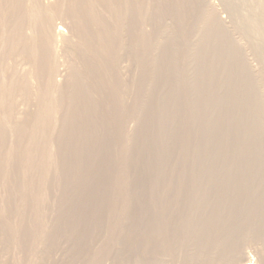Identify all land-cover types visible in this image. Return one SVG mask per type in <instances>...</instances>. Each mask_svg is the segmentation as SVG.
I'll list each match as a JSON object with an SVG mask.
<instances>
[{
	"label": "rangeland",
	"instance_id": "rangeland-1",
	"mask_svg": "<svg viewBox=\"0 0 264 264\" xmlns=\"http://www.w3.org/2000/svg\"><path fill=\"white\" fill-rule=\"evenodd\" d=\"M0 1L2 4H4V2H2L3 0H0ZM8 1L9 0H6V2H8ZM78 1L79 0H76V1L75 0H70V1L69 0H63L64 5L62 4L61 7L63 6L62 8L65 12L60 7L61 8L60 14L56 15L54 18L55 24H57L58 26H62V28L66 31V29L68 30V28L65 29L66 26L64 24H66V22H65L66 20L64 21V19H67L70 15H73L72 12L76 11V13L74 12V15H76V14L78 16L80 15V19L81 18L82 19H81V21L80 20L79 21H80L82 26L85 25L84 29H86V28L87 29H86V31L83 29V32H81L82 30H80V32L82 34L78 33V35H76V37L74 39V41H76V42H72V44H71L72 46H70L71 48L68 49L67 52H63V50L61 51L59 49L58 54L56 55V58L58 56L60 59V60H58V58L55 59L57 61V64L59 63V61H60L59 65H61L62 63L66 64V68H68V75H67L68 79H66V78L63 79V80H66L67 82L64 81L66 84H63L64 82L62 84L65 87L63 85L61 87V89L64 88V89H62L63 91L60 92V99H59L60 103L58 105L61 108L58 107L57 108L58 111L55 110V115H56L55 117L58 120L60 119V123L57 122V124H56L57 128L55 127V130L53 132H51V135L50 134L48 135V139H49V136H52V137H50L51 140L49 139V142L51 143V141H52L50 147L53 150L51 151V156H52L51 162H50L51 168H50V172L47 174V176H46V174H43V173H40V176H39V174L36 173V172H38V171H36L37 166L33 163H31L32 166H30L31 164L28 161L27 162L25 161L26 160L25 158L27 156V149H28V146L26 145L28 142L26 139L29 138V135H28L29 132L27 130V129H29V127H27V125L31 124V122H29L30 120H25V121L19 120V121H22V123H19L18 122L19 118L16 117V115L19 116L18 114L15 113V114L10 115V113L12 112L10 110H8V113H7V110H6V112L3 111L5 113L4 114L0 110V117H2V120L0 118V121H1L0 123H2V121H4L0 125L1 126L0 138L2 140V142L0 141V145L2 146V147H0V153H1L0 154V174H2L0 176V179H1L0 180V213L1 212L3 213V214L1 213L2 217L0 216V219L1 220L3 219L2 221L0 220V235H4L3 238H1V239L4 241L5 244L7 243L6 244L7 246H6L3 243V241L0 239L1 240L0 242L2 243V244L0 243V247L2 246L1 250H0V257H2L4 255L2 258H0V264H6V262H7V264H10V262H11V264H25V263L26 264H38V263L39 264H43V263L44 264H50L49 262L55 263L56 261L57 262L55 264H89V263L93 262L94 260H95L94 262L96 264H149V262L152 260L157 261V258H159L164 253L163 246L165 244H167V239L173 240L169 237L170 229L172 230L174 228L172 225L173 224L179 225L177 232H180V223H181V225H184V223L186 222V226H188V227L190 226L189 223L191 221V217H187V216L190 215L189 210L192 209L191 208L192 206H190L191 202L188 201V202H186L185 205H182L185 202H184V199L181 197L188 196L192 192H195L196 186L194 188L192 187L191 190L188 187V186H190L191 183L186 182L187 178L185 177V175H186V173H188L189 168H187V166L185 167V165L183 166L182 163L180 162L181 160H179V159H177L176 163L174 162V166L172 165L173 168H171V166H170V168H166L167 170L165 168H162L160 171L161 172L163 171L164 173H160V171L155 172V170L153 169V165H154L153 162L155 163L156 158H155V154L153 152L154 145L151 143L152 140L150 139V138H153L152 137L153 133L151 132L152 125L150 124L151 116L147 112H145L146 114H144V111H141L139 109L140 104L145 105L146 108H149V105L151 106V104H153L154 106H156L158 104V106H160L161 101L165 100L166 94L167 95L168 94L169 95L174 94V95L188 96V94H190V93L211 94L212 92L213 93L219 92L220 94H223V93L230 94V91H231V93L234 92V90H221V91L211 90L207 87H204L206 85L209 86V82H205L204 80L203 81H196L193 83V85H195L196 83L199 84V86L202 85L201 87H203V88L198 87V89L200 88L199 90L198 89H191V87L193 85H190L191 82H189L187 79V77L189 78V75L186 76L188 74V70H186L187 69L186 67H187V63L189 61L188 57H186L187 56L186 53L189 50V47L187 48V46L189 44H187V46L185 45V43L188 41V39L185 37H186V35H187V37L193 36L192 30L197 28V27H195L197 25L195 23V20H194L195 18L193 16V13H190V10H188L189 5H190V3L187 2L188 0L187 1L186 0H171V1L169 0L170 2L168 0H155V2H154V0H149V1L148 0H135V1L134 0H123L124 2L122 1V4H121V7H123V8H121V10H124V11H121L122 15L120 16L119 21H117L115 19L116 16L114 15V13H116V12H114V10H112V8H111L113 5L112 4L113 2L111 4H109L107 2L103 3V0H82V2H84V3L79 1L81 3V4H79ZM69 2H70V4L74 2V4H75V5L73 4L74 6H76V4L78 3L76 6V10H75V7H71V6H73L72 4H71V6H70V4H68ZM214 2L217 3L218 8H220V5H218L219 1L214 0ZM92 3L94 5L95 4H97V5L92 6ZM114 3L116 4V1H114ZM85 4H87L88 7H86ZM103 4H104V6H103ZM123 4H125V5H123ZM239 4L241 5V7L247 8V7H250L251 4H254V2L252 0H241V2H239ZM139 6H143V7H139ZM77 7H79V8H77ZM72 8H74V10ZM86 8H88L89 10L92 9L91 13ZM124 8L126 10L127 9L128 10L125 12ZM147 8H148V10H146ZM82 9H83V11H82ZM105 10L108 11L109 13L106 14ZM81 11H82V14L84 12V15L78 14ZM88 12H89V16L93 15L92 19H91V17L89 18V16H87ZM94 12H96V13L94 14ZM123 12H125V13H123ZM2 13H3L2 16L5 19V22H4L5 29H7L8 20H9L8 11L3 10ZM66 13H67V15H69L68 17L66 15ZM85 13H86V17H85ZM96 14L100 15L99 16L100 19L98 18V16ZM104 14L106 17L107 16H110V17L106 18L104 16ZM111 15H112V18H111ZM126 15H128V16H126ZM145 15L148 17H146ZM221 15L224 16L225 13L222 12ZM96 16H97V18H96ZM123 16H125V17H123ZM101 17H102V19H101ZM94 19H96V20H94ZM108 20H109V22H108ZM135 20H136V22H135ZM63 21H64V23H63ZM92 21L95 22L97 25L95 23L93 24ZM102 21H104V22H102ZM144 21L146 23H144ZM128 22H129V24H128ZM88 23L90 24L89 27H87ZM101 24H104V25H101ZM109 24L112 26H110ZM116 24L117 25L122 24L125 27H123L122 25L117 27ZM143 24H144V26H143ZM128 25L130 26V29H129ZM97 26H99V27L97 28ZM113 26L115 29H120V31L122 29V31L121 32L117 31V30L115 31L113 29ZM151 26H153V27H151ZM105 27H107V29H105ZM146 27L148 29H146ZM89 29H93V30H89ZM110 29H112V31ZM106 30H108V31H106ZM124 30H125V32H124ZM132 30H133V32H132ZM68 31H66V33H69ZM105 31L107 33H105ZM260 31L262 33H264V29H260ZM83 33L84 34L86 33V34L84 35ZM95 33H96V36L94 35ZM120 33H122V36H120L121 35ZM167 33H168V35H167ZM176 33L179 36H177ZM116 34H119V37H118V35L116 36ZM82 35H84V36H82ZM106 35H108V36H106ZM85 36L87 39H85L83 41L86 42L87 40L90 39L89 42H91V44L89 42H86V45H84L85 42L81 41V39ZM88 36H90V37L88 38ZM97 36H99V37H97ZM165 36L166 37L168 36V37L166 38ZM106 37H108L109 43L106 42V40H107ZM111 37H112V40H111ZM77 39H79L80 42ZM135 39H137V40H135ZM250 39L251 38L249 37V40ZM113 40H116V41L119 40L120 42L122 41L120 43V45H123V46L117 47V42L113 41ZM241 40H243V39H241ZM95 41H97V42H95ZM154 41H155V43H154ZM156 42H158V43H156ZM93 43L94 44L97 43L98 46H100V47L102 46L103 48L102 47L101 48L103 50V53L100 51L101 48L96 46L97 44L94 46ZM134 43H136V44H134ZM166 43H167V47H166ZM169 43H170V45H169ZM244 43H245V41L243 40V44ZM248 43L246 44V46H244L245 47L244 50H246L247 53L244 52V50H243L245 56H246V54L248 55L247 61L249 62V59H250V64L254 67V69L260 68L262 70V72H264V40L262 38L259 39L258 37L255 38V45L253 44V46H252V43H251L253 50L250 47V41ZM108 44H109V46H107ZM85 46L87 47V49ZM88 46L91 47L92 49L89 48ZM92 46L95 47V49L97 51H95ZM106 46L108 48L107 51H106V49H107ZM122 47H123V49H122ZM255 47H257V48H255ZM117 48H119V49H117ZM124 48H126L127 52L124 50ZM254 48H255V50H254ZM72 49L75 51H73ZM88 49H89V53H88ZM152 49H154V50H152ZM158 49L159 50L161 49L160 50L161 53L159 52ZM69 50H70L72 55L70 54ZM83 50H84V52H83ZM116 50L121 51V53L118 51L119 55H118V52L116 54ZM258 50H259V52H258ZM104 51H106V52H104ZM152 51H154L153 52L154 56L151 55ZM252 51H253V53H252ZM257 52H258V54H257ZM40 53H42V52H40ZM68 53H69V55H68ZM92 53L94 55H97V56H94ZM106 53H108V54L104 56L103 54H106ZM172 53L173 54L175 53L174 54L175 56H173V57H176L175 63H177L176 64V65H178L177 67H179L181 70L183 69V71L179 70L180 72H184V73H181V75L183 74L181 76L183 79L180 77L183 81L181 79L175 80L174 77L171 76L169 73V71L171 70L170 68L172 66L171 65L172 64V58H173V57H171L173 55ZM254 53H255V56H254ZM80 54L82 55V57ZM125 54H126V58H125ZM74 55H76V56H74ZM83 55H85L86 57ZM110 55H113V56L110 57ZM44 56H47V54H45ZM44 56H42V57H44ZM72 56H73V58H72ZM92 56H94V57L92 58ZM6 57H7V59L0 58V62H1L0 63V65H1L0 66V72H2L4 74L6 73L5 72L6 67L9 65H13L12 59H10L9 56H6ZM90 57H91V60H90ZM95 57H99V59L96 58L98 62L96 61ZM44 58L46 59L47 57H44ZM124 58L126 60L129 58L127 60L129 62L124 63V62H127L126 60H124ZM135 58L137 59V61L135 60ZM4 59H5V63H4ZM115 59L120 60V61H117ZM207 59H208V61H210L211 58H207ZM66 60H68L69 62L68 61L65 62ZM76 60H77V62H76ZM104 60H107V61L104 62ZM40 61H41V58H40ZM149 61H150V63H149ZM107 62H108V65H106ZM113 62H115V63L117 62L116 65ZM119 62L121 63V65L123 67H121L119 65L120 64ZM155 62L158 63L159 66L161 65L160 68H158V69L156 68ZM67 63H70V64H68V66H67ZM89 63H90V66L88 65ZM98 63L99 64L102 63V64L99 65ZM151 63L153 64V67H152ZM166 63H167V65H166ZM75 65H77V66H75ZM38 66H39V64H38ZM107 66H108V68H106ZM150 66H151V70L148 69V68H150ZM103 67L106 71L108 70L109 72H112V73H109L108 71L106 72L103 69ZM59 68H61V66ZM114 69H115V72H114ZM121 69H122V71H121ZM125 69H127L128 71L127 70L125 71ZM191 69H192V66H190V70ZM70 71H71V73H70ZM73 73H74V75H73ZM76 73H77V76H76ZM116 73H118V75ZM122 73H123V75H122ZM106 74H107V76L109 75L108 76L109 79L111 77H112V79L109 80L107 78ZM163 74H165V75L163 76ZM184 74H186V75H184ZM110 75H111V77H110ZM38 77H39L38 80L41 81V83H39V81L37 83L36 80H34L35 83L34 82L33 83L37 84V85L41 84L43 86L44 83L42 81L43 79H41V75L39 74ZM185 77H186L185 80L187 82L184 80ZM82 78H84V79H82ZM121 78L124 81H122ZM78 79H79V81H78ZM100 79L102 81H100ZM71 80H73V81H71ZM105 80H106V84L108 81L109 85L108 84L106 86L104 85ZM113 80H116V81H113ZM83 81H84V83H83ZM96 81H98V82H96ZM149 81H150V83H149ZM206 81H208V80L206 79ZM99 82H101L103 84H101ZM109 82L110 83L115 82V84H110ZM68 83L70 84V86ZM220 83L221 82H218V85H220ZM233 83H234V81H233ZM233 83H230V84H233ZM78 84L79 85L81 84V86H79ZM85 84H86V86H85ZM103 85H104L103 89H105V90L102 89ZM118 85H119V88H117ZM121 85H122V87H121ZM9 86H10V90L12 92L13 85L10 84ZM76 86L77 87L79 86V87L77 88ZM114 87H116V88H114ZM194 87H196V86H194ZM166 88H168V89H166ZM182 88H183V90H182ZM88 89H90V90H88ZM106 89H108V91ZM115 89L117 92L115 91ZM97 90L99 93L98 92L96 93ZM203 90H206V92H204ZM91 91L93 93H91ZM118 91H120V92H118ZM94 92L97 95H94ZM148 92H150V93H148ZM89 93H91V95L93 94L95 97L92 95L93 99H91L92 97ZM141 93H145V94L141 96ZM235 93L242 94L240 91L239 92L236 91ZM99 94L102 95V96L100 95V99H99ZM146 94L148 96H150L151 94H153L151 96H155L154 101L151 100L152 103L150 102V100L147 99L148 96ZM114 95H116V96L114 97ZM230 95H232V94H230ZM135 96L137 98L139 97V99H137ZM144 96H146V97H144ZM119 97L122 100H120ZM128 97L130 100L128 99ZM162 97H163V99H162ZM134 98H136V99H134ZM156 98L157 99L159 98L160 100H157ZM86 99H88V100H86ZM89 99H91V100L89 101ZM155 100L157 102H155ZM158 101H160V102H158ZM135 102L137 104H135ZM87 103L89 104V106H87L88 105ZM109 103H111V104H109ZM84 104L85 105L87 104V105L85 106ZM138 105H139V108H138ZM62 106L65 109L64 108L62 109ZM254 107L255 106H253L252 108L258 109V107H255V108ZM26 108L27 109H25L24 111L26 112V110H27V112H29V108L28 107H26ZM137 109H138L139 113L136 111ZM67 111H69V112H67ZM57 112L59 113V115ZM61 114H62V116H61ZM132 114H134V115H132ZM147 114H148V117H146ZM3 115L6 116V120L10 117H11L10 118L11 120L8 119L6 122V120H4ZM24 115H25V113H22V116H24ZM26 116L28 117V115H26ZM141 117H143L144 119H147V120H144L142 118L140 121ZM131 118H132V120H131ZM28 119H29V117H28ZM182 119H184V117ZM12 120H15L14 122H16V123L11 122ZM26 121H28V122H26ZM183 121L186 122V119H184ZM183 121L176 122L175 126L177 125L176 129L178 128V133L180 132V128H181L183 138L185 139V140L182 139L183 141L181 140V142L185 141V143L186 142L190 143L192 140V138H191L192 130H190L191 129L190 124L188 125V123H184ZM8 122L9 123L11 122L10 124L11 125L13 124V125L11 126ZM144 123H147V124H144ZM19 124H22V126L20 125L18 127ZM23 124L24 125L26 124V125L24 126ZM124 124H126V125H124ZM136 124H137V126H136ZM183 124H185V125H183ZM6 125L10 129L9 132H8V130H9L8 128H7L8 130L5 129ZM14 125H16L17 127ZM146 126L149 127L148 130H147ZM25 127L27 128L26 130H24ZM127 127H128V129H127ZM15 128H17V129H15ZM124 128H125V130H124ZM142 128H143V130H142ZM12 129H13V131H12ZM14 129H15V131H14ZM129 131L130 132L133 131L134 133L132 132L130 135L127 133ZM139 131H141V132H139ZM137 133H139L140 135ZM6 134H7V136H5ZM8 134L10 137L8 136ZM21 135H24V136L21 137ZM136 135H138L140 137H138ZM187 137H189L191 139H189V138L187 139ZM14 138H15V140H13ZM19 138H21V140ZM22 138L23 139L25 138L24 139L25 141ZM124 138L126 140H124ZM131 138H133V139L131 140ZM134 138H136V139H134ZM141 138H143V139H141ZM145 138L148 141L144 140ZM10 139H11V141H10ZM173 139L177 143L179 142L178 137H175ZM121 141H123V143ZM13 142H14L15 146H13V144H12ZM15 142H17V144L20 146L18 147ZM24 142H25V144H24ZM128 142H130V143L127 144ZM129 145H131L132 149L129 147ZM127 146L129 147V150H128ZM17 147L19 150L17 149ZM25 147H27V149H25ZM136 147H137V150H136ZM144 148H146V149H144ZM1 149H3L5 152L2 151ZM123 150L125 151V153ZM134 151L135 152L137 151V153H134ZM150 152H153V153H150ZM127 153H128V157L126 159L124 157H126ZM146 153H148V155ZM123 154H125V155H123ZM1 155H2V157H1ZM24 155H26V156H24ZM146 156H148V157H146ZM8 157L10 160L8 159ZM234 158L235 157H233L232 155L230 157H226L227 161L225 160V162L222 163V165L220 164L221 166L219 165L221 172H220L218 166L216 167L217 168L216 171L220 172L221 175L223 173L227 174V172L229 171V166L226 164L228 162H232V161L236 160ZM18 160H20V162ZM140 160H141V162H140ZM169 160H170V158H169ZM174 160H175L174 158L173 159L171 158V161H174ZM206 160H207V158H205V161ZM208 160H209V158H208ZM212 160L214 161V159H212ZM245 160H247V159L241 158L240 161H245ZM6 161H7V163H6ZM178 161H179V163H178ZM214 162H216V161H214ZM5 163L9 164V165L7 166ZM19 165L21 168H19ZM141 165H143V166H141ZM222 166H224L223 167L224 169H222ZM26 167H28V170H32V171L31 172L27 171ZM31 167L34 168V170L31 169ZM174 167H176V169L177 168L178 169L176 170V169H174ZM5 168H7V169H5ZM150 168H151V170H150ZM3 170H4V172H3ZM20 170H21V172H20ZM24 170H26V171H24ZM179 170H182L184 173H182V171L180 172ZM22 171H24V172H22ZM5 172H8V173H5ZM25 173L28 174V176ZM180 173H181V175H180ZM159 174H160V176H159ZM35 175H37V176H35ZM182 175H184V176H182ZM201 175H202V173H201ZM2 176H4L5 179ZM166 176H168V177H166ZM41 177L43 180L41 179ZM167 178H168V180H167ZM174 178H176V180ZM177 180L180 183H178ZM16 181H18V182H16ZM29 184L31 186H29ZM177 184H179V185H177ZM182 184H184V185H182ZM175 185H177L178 187ZM179 186L181 187L180 189H179ZM171 187H172V189H171ZM174 187H175V189H174ZM187 187L189 190H187ZM23 190H24V192H20ZM176 192H177V195H176ZM22 193H23V195H21ZM36 194L38 196H42L43 199H42V202L35 201L36 204H38V203L39 204L37 206L35 204V206H34L33 205L34 203L31 202L32 198L30 197V195L33 196ZM22 198H24V200ZM18 200H19V202H18ZM22 200H23L24 204H22L23 203ZM185 201H186V199H185ZM30 202H31V205L29 204ZM182 206H184L185 210H187L185 212V214H183V216L186 215L185 219H188V220H185L184 217L179 219L180 218L179 214L181 213L180 208ZM186 206H187V208H186ZM187 212H188V214H187ZM147 215H148V218H147ZM184 220H185V222H184ZM16 224L18 225V227ZM144 226H146V227H144ZM156 227H157V229L155 230L154 228H156ZM183 227H185V226H183ZM32 230H34L35 232ZM181 233H182V231H181ZM236 233L237 232L234 233L235 237H237ZM9 235H11V236H9ZM249 235H250V237H249ZM0 237H2V236H0ZM7 237H9L8 242H7ZM10 237H12V238H10ZM239 237H240L239 239H235V242H236L235 245L237 247L242 246L241 248L245 252H247V255L249 254L248 258L250 259V264H260V262H258L259 261L258 253L260 250H262V248L264 249V246H263L264 245V241H263L264 238H261L258 236H257V238H255L256 236H255V234H253V231L251 234H248V238L247 237L244 238L243 235L242 236L240 235ZM251 237H252L253 241H252ZM101 238H102V240H101ZM33 239H34V241H33ZM245 240H246V242H245ZM46 242H48V243H46ZM9 243L11 246H8ZM19 246H20V248H19ZM2 248L5 249V252H4V249H2ZM24 248H25V250H24ZM41 248L44 252H42ZM13 249H16V251L14 250L15 251L14 252ZM7 250H9L8 251L9 254L7 253ZM32 250L35 252H33ZM52 250H54V251H52ZM1 251H2V253H1ZM162 257H164V256H162ZM251 257L254 259V260L252 259L253 261L251 260ZM168 258H169V256H168ZM2 259H3V261L5 260L4 263H3ZM46 259L48 260V263H47ZM162 263L165 264L166 262H162ZM180 263H181V261L176 262V264H180ZM188 263L191 264L190 262H188ZM205 264H209V262H206Z\"/></svg>",
	"mask_w": 264,
	"mask_h": 264
},
{
	"label": "bare ground",
	"instance_id": "bare-ground-1",
	"mask_svg": "<svg viewBox=\"0 0 264 264\" xmlns=\"http://www.w3.org/2000/svg\"><path fill=\"white\" fill-rule=\"evenodd\" d=\"M79 1L82 2V0H79ZM114 1H116V4L114 3ZM122 1L123 0H103V3L107 2V3L111 4L113 2L112 3L113 5L111 8H112V10H114V12H116V13H114V15L116 16L115 19L117 21H119V18L122 15L121 11H124V10H121V8H123V7H121ZM218 1H219L218 5H220V8H218L217 3H215L216 1L214 2V0H188L187 1L191 5V6L189 5V9L188 8L187 9L190 10V13H193V16L195 18L194 20H195V23L197 25L195 27H197V28L192 30L193 36L187 37V35H186V37H185L188 39V41H187L188 43L185 41L186 42L185 45L187 46V44H189L187 46V48L189 47V50L186 53V55H187L186 57H188V60L190 62L188 61L187 67H186L187 68L186 70H188V74L187 75L184 74V75H186V76L189 75V78L187 77V79L189 82H191L190 85H193V83L196 81H203L204 80L205 82H209V86L206 85L204 87H207V88H209L211 90H215V91L216 90L217 91L234 90V92H233L234 94L231 93V91H230V94H232V95L225 94V93L220 94L219 92L213 93L211 90H210L212 92V93L210 92L211 94L190 93V94H188V96L174 95L172 93L173 95H171V94L167 95L166 94V98H165V100H163L164 102L161 101L160 106H158V104L156 106L151 104V106L149 105V108H146L145 105L140 104V108H139V105H138V108L141 111H144V114H146L145 112H147L151 116L150 124L152 125L151 132L153 133V135H152L153 138H150V139L152 140L151 143L154 145L153 152H154L155 158H156L155 163L153 162V164H154L153 169L155 170V172L160 171L162 168H165V169L170 168V166H171V168H173L172 165L174 166V162L176 163L177 159H179V160H181L180 162L182 163L183 166L185 165V167L187 166V168H189L188 173H186V175H185V177L187 179L186 178L185 179H186L187 183H191V184H190V186H188L189 184L187 186L190 188V190L192 189V187L194 188L196 186L195 192H192L188 196L181 197L184 199V202H185L182 205H185L186 202H188V201L191 202L190 203L191 205L190 204L189 205L192 206L191 207L192 209L191 210L188 209L190 211V215L187 216V217H191L190 223L188 222L190 226L189 227L186 226L185 220H188V219H185L186 215L183 216V214H185V212L187 210H185V207L182 206L180 208L181 213L179 214V216H180L179 219L184 217V219H185L184 225H181V223H180V232H177L179 225H177V224L172 225L174 228L172 230L170 229L169 237L173 240L167 239V244H165L166 246L165 245L163 246L164 253L159 258H157V261L152 260L149 262V264H157V263L158 264H160V263L164 264L162 262H166V263L168 262L169 264H176L177 261H181L180 264H189L188 262H190L191 264H203V263L205 264L206 262H209V264H214V263L215 264H250V259L248 258L249 254L247 255V252H245L241 248L242 246L237 247L235 245V243H236L235 239H239L240 235L241 236L243 235L244 238L245 237L248 238V234H251L252 231H253V234H255V236H256L255 238H257V236L264 238V72H262V70L260 68L254 69V67L250 64V59H249V62L247 61L248 55L246 54V56H245V54H244V52H246V50H244V48H245L244 46H246V44L249 41H250V47L252 49L253 44L255 45V38L258 37L259 39L262 38L264 40V33H262L260 31V29H264V0H252L254 2V4H251L250 7H247V8L241 7V5L239 4V2H241V0H218ZM2 2H4V4H2L0 1V58L7 59L6 56H9V58L12 59V61H13V65H9L6 67V71L4 70L6 72L5 74L0 72V110L2 111V113L6 112V110L8 113V110H10V111H12L10 113V115L15 114V113L18 114L19 116L21 115L20 117L16 115V117L19 118L18 119L19 123H22V121H25V120H30L29 122H31V124L30 125L28 124L29 126L27 125V127H29V129H27L26 127L24 129V130L27 129L29 132V134H28L29 138L26 139L28 142V143L26 142L28 149H27V147H25V149H27V156L24 155V156H26L25 161L26 162L28 161L30 164L33 163L37 166L36 171H38V172H36V173L39 174V176H40V173L46 174V176H47V174L50 172V168H51V166H50L51 157H52L51 151L53 150L50 147L52 141H51V143L49 142V139L51 140L50 137H52V136H49V139H48V135L49 134L51 135V132H53L55 130V127L57 126L56 125L57 122L60 123V119L58 120L55 117L56 116L55 110H57V108L59 107L58 105L60 103L59 102L60 92L63 91L62 89H64V88L61 89V87L63 84H66L64 82L66 80H63V79L64 78L68 79L67 78L68 68H66V64H64V63L59 65L60 61L57 64V61L55 59H57V58H58V60H60V59L58 56L56 58V55L58 54L59 49L61 51L63 50V52H67L68 49L71 48L70 46H72L71 45L72 42H76V41H74L76 35H78V33L82 34L81 32H83L85 25H83V26L81 25L80 21L82 18L80 19V15L79 16L77 14L74 15V12L76 13V11L72 12L73 15H70V16L67 15V13H66L67 17L68 16L69 17L67 19H64V21L66 20L65 22L67 24V25L64 24L66 26L65 29L68 28L69 31L67 29H66V31H68L69 33H66V31L62 28V26H58L57 24H55L54 18L56 15L60 14V10L63 7V6L61 7V5L62 4L64 5L63 0H9L8 2H6V0H3ZM154 2H155V0H154ZM82 3H84V2H82ZM93 3H92V6L94 5ZM68 4H70V2ZM71 4L73 5L74 2ZM71 4H70V6H71ZM77 4H76V6H77ZM79 4H81V3L79 2ZM87 4H85L86 7H88ZM74 5L71 7H75V10H76V6H74ZM95 5H97V4H95ZM123 5H125V4H123ZM103 6H104V4H103ZM139 7H143V6H139ZM77 8H79V7H77ZM72 9L74 10V8H72ZM86 9L89 10L88 8H86ZM3 10L8 11V15H9L7 29H5V24H4L5 19L2 16ZM62 10H63V8H62ZM127 10L125 9V12ZM146 10H148V8ZM82 11H83V9H82ZM82 11L80 13H78V12L77 13L82 14ZM91 11H92V9L89 10L90 13H91ZM89 12H88L87 16H89ZM105 12H106V14L109 13L106 10H105ZM125 12H123V13H125ZM222 12L225 13L224 16L221 15ZM95 13L96 12H94V14ZM82 15H84V12ZM96 15L100 19V17H99L100 15L99 14H96ZM97 16H96V18H97ZM104 16H105V14H104ZM126 16H128V15H126ZM85 17H86V13H85ZM90 17L92 19L93 15H90L89 18ZM107 17H110V16H107ZM123 17H125V16H123ZM146 17H148V16H146ZM111 18H112V15H111ZM101 19H102V17H101ZM94 20H96V19H94ZM64 21H63V23H64ZM102 22H104V21H102ZM108 22H109V20H108ZM129 22H128V24H129ZM135 22H136V20H135ZM94 23L95 22H93V24ZM144 23H146V22L144 21ZM104 24H101V25H104ZM87 25H88L87 27H89L90 24L88 23ZM121 25L122 24L117 25V27L121 26ZM110 26H112V25H110ZM122 26L125 27L124 25H122ZM143 26H144V24H143ZM98 27L99 26H97V28ZM151 27H153V26H151ZM86 29H84V30L86 31ZM105 29H107V27H105ZM113 29L115 31L116 30L120 31V29H115L114 26H113ZM129 29H130V26H129ZM146 29H148V28L146 27ZM80 30H82V31L80 32ZM89 30H93V29H89ZM110 30L112 31V29H110ZM106 31H108V30H106ZM106 31H105V33H107ZM121 31H122V29H121ZM124 32H125V30H124ZM132 32H133V30H132ZM120 34H121L120 36H122V33H120ZM84 35H82V36H84ZM94 35L96 36V33ZM108 35H106V36H108ZM117 35L119 37V34H116V36ZM167 35H168V33H167ZM176 35H177V33H176ZM86 36L83 37L84 39L82 38L81 41L87 39ZM177 36H179V35H177ZM89 37L90 36H88V38ZM97 37H99V36H97ZM112 37H111V40H112ZM249 37L251 38L250 40H249ZM106 38H107L106 42L109 43L108 37H106ZM241 39H243L245 41L244 44H243V40H241ZM77 40L79 41V39H77ZM89 40H87L86 42H89ZM135 40H137V39H135ZM97 41H95V42H97ZM113 41H116V40H113ZM83 42H85V41H83ZM86 42L84 43V45H86ZM116 42H117V47L123 46V45H120V43L122 41L120 42L118 40ZM89 43L91 44V42H89ZM154 43H155V41H154ZM156 43H158V42H156ZM251 43H252V46H251ZM96 44L97 43H95L94 46ZM134 44H136V43H134ZM169 45H170V43H169ZM96 46H98V44ZM107 46H109V44ZM107 46H106V48H107ZM98 47H100V46H98ZM166 47H167V43H166ZM89 48H91V47H89ZM102 48L100 51L103 53ZM255 48H257V47H255ZM255 48H254V50H255ZM86 49H87V47H86ZM93 49L95 51H97L95 49V47H93ZM117 49H119V48H117ZM122 49H123V47H122ZM107 50H108V48L106 49V51ZM124 50L126 51V48H124ZM152 50H154V49H152ZM160 50H159V52H160ZM243 50H244V52H243ZM73 51H75V50H73ZM106 51H104V52H106ZM118 51L119 50H116V54ZM40 52H42V53H40ZM69 52H70V50H69ZM83 52H84V50H83ZM119 52L121 53V51H119ZM119 52H118V55H119ZM153 52L154 51H152V54H151L152 56H154ZM258 52H259V50H258ZM258 52H257V54H258ZM88 53H89V49H88ZM108 53L103 54V55L105 56ZM252 53H253V51H252ZM255 53H254V56H255ZM45 54H47V56H44ZM70 54H71V52H70ZM126 54H125V58H126ZM174 54L171 57L175 56ZM68 55H69V53H68ZM42 56L47 57V58L45 59ZM74 56H76V55H74ZM83 56H85V55H83ZM94 56H97V55H94ZM94 56H92V58ZM111 56H113V55H110V57ZM81 57H82V55H81ZM40 58H41V61H40ZM72 58H73V56H72ZM96 58L99 59V57H95V59ZM125 58H124V60H126ZM175 58L176 57L172 58V64H171L172 66H171V68L169 67L171 69L169 71V73L171 76L174 77L175 80H180L182 78L181 76L183 75V74L181 75V73H184V72H180V71H183V69L181 70L179 67H177L178 65H176L177 63H175L176 62ZM207 58H211L210 61H208ZM5 59H4V63H5ZM97 59H96V61H97ZM90 60H91V57H90ZM115 60H117V59H115ZM135 60L137 61L136 58H135ZM67 61L68 60H66L65 62H67ZM105 61H107V60H104V62ZM117 61H120V60H117ZM76 62H77V60H76ZM128 62L129 61L124 62V63H128ZM113 63H115V62H113ZM116 63H115V65H116ZM149 63H150V61H149ZM38 64L40 67L38 66ZM68 64H70V63H67V66H68ZM100 64H102V63H100ZM88 65L90 66V63ZM106 65H108V62ZM119 65L121 67H123L121 65V63ZM155 65H156L157 69L160 68V66H161V65L159 66L158 63H156ZM166 65H167V63H166ZM60 66H61V68H59ZM75 66H77V65H75ZM190 66H192L191 70H190ZM152 67H153V64H152ZM106 68H108V66ZM103 69H104V67H103ZM148 69L151 70V66ZM126 70L127 69H125V71ZM121 71H122V69H121ZM114 72H115V69H114ZM70 73H71V71H70ZM109 73H112V72H109ZM39 74L41 75V79H43L42 80L44 83L43 86L41 84L40 85L34 84L35 83L34 80H36L38 83V81H39L38 75ZM116 74L118 75V73H116ZM73 75H74V73H73ZM122 75H123V73H122ZM164 75L165 74H163V76ZM76 76H77V73H76ZM106 76H107V74H106ZM108 76H107V78H108ZM110 77H111V75H110ZM82 79H84V78H82ZM110 79H112V77ZM185 79H186V77L184 78V80ZM206 79L208 81H206ZM71 81H73V80H71ZM78 81H79V79H78ZM98 81H96V82H98ZM100 81H102V80L100 79ZM113 81H116V80H113ZM122 81H124V80L122 79ZM233 81H234V83H233ZM218 82H221L220 85H218ZM39 83H41V81H39ZM83 83H84V81H83ZM99 83H101V82H99ZM104 83H105L104 85L106 86L108 84V81H107V84H106V80L104 81ZM149 83H150V81H149ZM230 83H233V84H230ZM10 84L13 85L12 92L10 90V86H9ZM81 84L80 85L78 84V85L81 86ZM101 84H103V83H101ZM110 84H115V82L110 83ZM196 84L193 85L191 87V89H198V87L203 88V87H201L202 85L199 86V84H197V85ZM104 85H103L102 89L104 88ZM69 86H70V84H69ZM85 86H86V84H85ZM194 86H196V87H194ZM121 87H122V85H121ZM114 88H116V87H114ZM117 88H119V85ZM183 88H182V90H183ZM166 89H168V88H166ZM88 90H90V89H88ZM103 90H105V89H103ZM106 90L108 91V89H106ZM115 91H116V89H115ZM120 91H118V92H120ZM203 91L206 92V90H203ZM236 91H238V92L240 91L242 94L235 93ZM97 92H98V90L96 91V93ZM91 93H93V92L91 91ZM91 93H89V94L91 95ZM148 93H150V92H148ZM144 94L145 93H141V96ZM92 95H91L92 98L90 97L91 99H93V96L97 95V94H95V92H94V95L93 96ZM100 95L101 94H99V99H100ZM151 95H153V94H151ZM151 95L150 96L147 95L148 96L147 99L150 100V102H151V100L154 101V98H155V96H151ZM115 96L116 95H114V97ZM144 97H146V96H144ZM136 98H134V99H136ZM91 99H89V101ZM128 99H129V97H128ZM137 99H139V97ZM162 99H163V97H162ZM86 100H88V99H86ZM120 100H122V99L120 98ZM157 100H160V99L158 98ZM155 102H157V101L155 100ZM158 102H160V101H158ZM109 104H111V103H109ZM135 104H137V103L135 102ZM87 106H89V104ZM253 106L258 107V109L255 107H254L255 109H253L252 108ZM26 107L29 108V112H27V110H26V112L24 111L25 109H27ZM59 108H61V107H59ZM63 108L64 107L62 106V109ZM136 111L138 112V109ZM67 112H69V111H67ZM22 113H25V115L22 116ZM134 114H132V115H134ZM148 114L146 115V117H148ZM26 115H28L29 119ZM58 115H59V113H58ZM61 116H62V114H61ZM183 117H184V119H186V122L183 121L184 120V119H182ZM0 118L2 120V117H0ZM10 118H8V119L11 120ZM142 118L143 117L140 118V121ZM4 120H6V116H4ZM7 120H6V122H7ZM19 120H22V121H19ZM131 120H132V118H131ZM144 120H147V119H144ZM14 121L15 120H12L11 122H14ZM180 121H183L184 123H188V125L190 124V127H191L190 130H192V135H191L192 140L190 143H187V142L185 143V141L181 142V140L184 139L181 128H180V132H179L180 134H179L178 128L176 129L177 125L175 126V123L180 122ZM3 122L4 121H2V123ZM26 122H28V121H26ZM2 123H0V125ZM14 123H16V122H14ZM147 123H144V124H147ZM126 124H124V125H126ZM20 125L22 126V124H19L18 127ZM183 125H185V124H183ZM14 126H16V125H14ZM136 126H137V124H136ZM0 128H1V126H0ZM7 128L8 127L6 125L5 129L8 130L9 128L8 129ZM146 128L148 130L149 127L146 126ZM15 129H17V128H15ZM15 129H14V131H15ZM127 129H128V127H127ZM124 130H125V128H124ZM142 130H143V128H142ZM9 131H10V129L8 130V132ZM12 131H13V129H12ZM129 132H127V133L131 135V133L133 131L130 133ZM139 132H141V131H139ZM137 134H139V133H137ZM5 136H7V134ZM8 136H9V134H8ZM22 136H24V135H21V137ZM136 136H138V135H136ZM138 137H140V136H138ZM175 137H178V141H179L178 143L173 139ZM136 138H134V139H136ZM188 138L189 137H187V139ZM191 138H189V139H191ZM11 139H10V141H11ZM19 139L21 140V138H19ZM132 139L133 138H131V140ZM141 139H143V138H141ZM13 140H15V138ZM124 140H126V139L124 138ZM144 140H147V139L145 138ZM0 141L2 142L1 138H0ZM121 142L123 143V141H121ZM15 143L17 144V142H15ZM129 143L130 142H128L127 144H129ZM12 144H13V146H15L14 142ZM24 144H25V142H24ZM17 146L19 147L20 145L17 144ZM0 147H2V146L0 145ZM18 147H17V149H18ZM129 147L132 149L131 145H129ZM129 147L127 146L128 150H129ZM3 149H1V150L4 151ZM144 149H146V148H144ZM136 150H137V147H136ZM153 152H150V153H153ZM124 153H125V151H124ZM128 153L126 154V157L123 156L125 154H123L122 156L127 159ZM134 153H137V151L136 152L134 151ZM146 154L148 155V153H146ZM231 155L233 157H235L234 159H236V160H234L232 162H228L226 165L229 166V171L227 172V174L223 173L224 175L223 174L221 175V173H220L221 169H220L219 165L220 164L222 165V163L225 162L226 157H230ZM1 157H2V155H1ZM146 157H148V156H146ZM169 158H170V160H169ZM171 158L172 159L174 158L175 160L171 161ZM205 158H207L206 161H205ZM208 158H209V160H208ZM241 158H246L247 160L240 161ZM8 159H9V157H8ZM212 159H214V161H216V162H214ZM18 161L20 162V160H18ZM140 162H141V160H140ZM6 163H7V161H6ZM178 163H179V161H178ZM6 165L8 166L9 164H6ZM20 165H19V168H21ZM30 166H32V164ZM141 166H143V165H141ZM217 166L219 167L220 172L216 171ZM223 167L224 166H222V169H224ZM26 168H27V171H29V172L32 171V170H28V167H26ZM5 169H7V168H5ZM31 169L34 170V168H32V167H31ZM174 169H176V167H174ZM21 170H20V172H21ZM150 170H151V168H150ZM24 171H26V170H24ZM24 171H22V172H24ZM179 171L181 172L182 170H179ZM3 172H4V170H3ZM8 172H5V173H8ZM160 173H164V172L160 171ZM182 173H184V172L182 171ZM201 173H202V175H201ZM1 175L2 174H0V176ZM26 175L28 176V174H26ZM180 175H181V173H180ZM35 176H37V175H35ZM159 176H160V174H159ZM182 176H184V175H182ZM2 177L5 179L4 176H2ZM166 177H168V176H166ZM41 179H42V177H41ZM174 179L176 180V178H174ZM167 180H168V178H167ZM16 182H18V181H16ZM178 183H180V182L178 181ZM177 185H179V184H177ZM177 185H175V186H177ZM182 185H184V184H182ZM29 186H31V185L29 184ZM188 187H187V190H189ZM180 188L181 187L179 186V189ZM171 189H172V187H171ZM174 189H175V187H174ZM20 192H24V190L20 191ZM21 195H23V193ZM176 195H177V192H176ZM30 197L32 198L31 202L34 203L33 204L34 206L36 204L35 201L42 202V199H43L42 196H38L37 194L33 195V196L30 195ZM24 198H22V199L24 200ZM185 199H186V201H185ZM23 200H22V202H23ZM18 202H19V200H18ZM31 202L29 203L30 205H31ZM22 204H24V202ZM38 204H36V206ZM186 208H187V206H186ZM188 212H187V214H188ZM1 213H0V216H1ZM147 218H148V215H147ZM183 226H185V227H183ZM17 227H18V225H17ZM144 227H146V226H144ZM154 229L156 230L157 227ZM32 231H34V230H32ZM181 231H182V233H181ZM235 232H237L236 233L237 237L234 236ZM0 236H2V237H0V239H1V238H3L4 235H0ZM9 236H11V235H9ZM249 237H250V235H249ZM8 238L9 237H7V242H8ZM10 238H12V237H10ZM251 239H252V237H251ZM101 240H102V238H101ZM33 241H34V239H33ZM252 241H253V239H252ZM245 242H246V240H245ZM3 243H4V241H3ZM46 243H48V242H46ZM8 246H11L10 243ZM1 247H0V250H1ZM19 248H20V246H19ZM2 249H4V248H2ZM16 249H13V251L14 250L16 251ZM24 250H25V248H24ZM41 250H42V248H41ZM8 251L9 250H7V253H8ZM52 251H54V250H52ZM4 252H5V249H4ZM33 252H35V251H33ZM42 252H44V251L42 250ZM1 253H2V251H1ZM162 256H164V257H162ZM168 256H169V258H168ZM258 256H259L258 262H260V264H264V249L263 248H262V250L259 251ZM2 257H0V258H2ZM252 259L253 258L251 257V260ZM2 261H3V259H2ZM4 261H3V263H4ZM94 261L89 263V264H96ZM47 263H48V260H47ZM49 263L55 264L53 262L52 263L49 262ZM6 264H7V262H6ZM10 264H11V262H10Z\"/></svg>",
	"mask_w": 264,
	"mask_h": 264
}]
</instances>
